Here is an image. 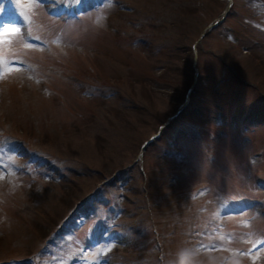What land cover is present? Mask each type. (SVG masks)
<instances>
[{
	"label": "rangeland",
	"instance_id": "374dc122",
	"mask_svg": "<svg viewBox=\"0 0 264 264\" xmlns=\"http://www.w3.org/2000/svg\"><path fill=\"white\" fill-rule=\"evenodd\" d=\"M94 1L103 0H59L73 7ZM119 1L106 4L102 17L90 11L67 21L34 2L27 13L37 22L30 18L19 33L0 31V52L15 51L14 59L41 69L0 72V157L7 159V170L0 169V261L66 264L75 258L63 257V247L49 240L74 206L97 193L107 204H96L92 221L110 211L112 230L125 236L127 247L98 246L112 261L264 264V252L250 261L234 254L226 260L194 240L219 242L222 233L206 228L211 220L222 224L215 217L221 211V231L234 236L228 249L237 251L242 239L257 244L263 233L264 68L247 49L264 61V0H233L230 15L201 43L229 0ZM18 3L26 8L25 0ZM25 33L47 44L26 47ZM195 58L203 81L193 95L195 111L188 105L175 116L195 80ZM95 88L105 94L84 91ZM174 151L177 156L167 155ZM23 168L51 178L32 180ZM117 173L126 177L128 199L109 182ZM92 221L86 219L88 228ZM246 228L259 234L246 235Z\"/></svg>",
	"mask_w": 264,
	"mask_h": 264
},
{
	"label": "snow or ice",
	"instance_id": "6c2138e0",
	"mask_svg": "<svg viewBox=\"0 0 264 264\" xmlns=\"http://www.w3.org/2000/svg\"><path fill=\"white\" fill-rule=\"evenodd\" d=\"M40 3L43 4L44 0H30L29 4L26 5L25 7L31 8L33 6V3ZM78 3H82L83 0H77ZM20 28H13V29H4V34L6 35L9 31L13 32V33H19L20 32ZM26 47H32L31 44L26 45Z\"/></svg>",
	"mask_w": 264,
	"mask_h": 264
}]
</instances>
